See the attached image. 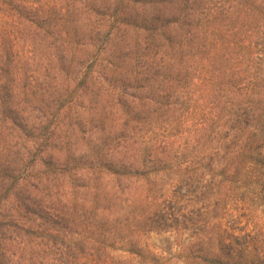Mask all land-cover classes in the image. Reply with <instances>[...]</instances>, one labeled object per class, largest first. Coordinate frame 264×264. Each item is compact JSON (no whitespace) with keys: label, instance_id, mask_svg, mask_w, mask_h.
<instances>
[{"label":"trees","instance_id":"obj_1","mask_svg":"<svg viewBox=\"0 0 264 264\" xmlns=\"http://www.w3.org/2000/svg\"><path fill=\"white\" fill-rule=\"evenodd\" d=\"M255 199L264 0H0V264H264Z\"/></svg>","mask_w":264,"mask_h":264},{"label":"rangeland","instance_id":"obj_2","mask_svg":"<svg viewBox=\"0 0 264 264\" xmlns=\"http://www.w3.org/2000/svg\"><path fill=\"white\" fill-rule=\"evenodd\" d=\"M80 88H81V85H80ZM106 100L107 99H105V102H103V103H105V107L107 108V111H110L111 104L106 102ZM66 108L64 107L61 109V115H60L61 131L58 132V136L60 138V146H61V137H66L65 135H67L68 132H70V130H67L66 129L67 127L63 124V121L66 120V117L70 118L71 115L75 116L79 112L80 113L79 117L81 119H83V122L79 126V131H73L72 136L86 135L87 132L92 129V125H95L94 113H95V109H96V100L92 99L90 95L89 96H82V97L78 98L77 99V106L73 107V109L70 110L72 113L67 114V112H65ZM120 122H122V120H120ZM161 126H162L161 120L158 119L156 116H153L152 121L149 124H146L142 128L140 135L144 138L154 137L155 135H157L161 131ZM35 176H37L36 172H35ZM45 177L48 180L50 178L47 175ZM52 182H54L55 185H59V186L56 188L50 187L49 185H51ZM49 185L44 189V194L46 193V198H51L52 194L55 197H58L59 194L61 195V179H59V180L53 179V181H51L49 183ZM49 192H51L52 194ZM240 192L242 193L244 191L241 190ZM245 195H250V194L246 192ZM46 202H48V200H46ZM252 209L254 211V215L257 217L259 215H263V213H264V205L260 201L257 202L256 199L254 200V204H252ZM153 240H155V239H153ZM34 242L36 243V242H38V240H36Z\"/></svg>","mask_w":264,"mask_h":264}]
</instances>
